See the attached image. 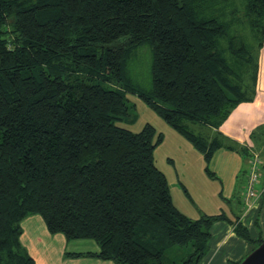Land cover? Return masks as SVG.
I'll use <instances>...</instances> for the list:
<instances>
[{
  "label": "trees",
  "instance_id": "obj_1",
  "mask_svg": "<svg viewBox=\"0 0 264 264\" xmlns=\"http://www.w3.org/2000/svg\"><path fill=\"white\" fill-rule=\"evenodd\" d=\"M239 28L263 46L264 0H0V264H35L21 243L33 215L51 234L100 248L67 256L115 264H199L221 220L263 243L238 217L179 211L155 163L154 128L117 125L130 115L126 93L138 94L210 163L225 146L221 125L250 100L254 56ZM145 45L148 93L127 79ZM184 120L216 133L189 134Z\"/></svg>",
  "mask_w": 264,
  "mask_h": 264
},
{
  "label": "rangeland",
  "instance_id": "obj_2",
  "mask_svg": "<svg viewBox=\"0 0 264 264\" xmlns=\"http://www.w3.org/2000/svg\"><path fill=\"white\" fill-rule=\"evenodd\" d=\"M238 7V15L242 19L240 13L243 7L241 5ZM240 31L244 36H248L246 41L253 50L254 56L251 71H247L243 77L246 82L244 92L250 99L246 101L248 102L255 99L260 89L261 92L264 91V41L260 49L255 48L257 45L255 34L248 35L249 30L247 29ZM151 63L152 51L148 45L135 49L127 62V79L133 87L144 93L151 90ZM253 76H255L254 80ZM126 99L131 108L130 115L117 121V125L134 133L141 132L147 125L154 128L153 139L158 142L154 151L155 163L157 168L166 176L173 202L179 211L192 220L219 214H224L227 218L241 215L238 208L237 190L239 185L242 187L245 185V188L247 185V155L239 151L241 162L234 165L232 159L227 161V155L234 156L235 153L228 149H222L224 151L215 153V159L208 163L194 142L171 126L155 107L135 93L127 92ZM182 125L189 134L196 136L202 135L206 138H212L215 134L212 128L205 125L185 120ZM160 137L162 139L159 141ZM226 152L229 153L224 154ZM224 167H226L225 171L223 170ZM227 169L238 171L239 182L233 197L229 194L231 189L229 188L230 182L226 179V176H229ZM183 251L186 252L185 249H182L172 254L176 258H180V255L184 254Z\"/></svg>",
  "mask_w": 264,
  "mask_h": 264
},
{
  "label": "crops",
  "instance_id": "obj_3",
  "mask_svg": "<svg viewBox=\"0 0 264 264\" xmlns=\"http://www.w3.org/2000/svg\"><path fill=\"white\" fill-rule=\"evenodd\" d=\"M259 90V89H258ZM263 126V127H262ZM214 133H216V130ZM219 131L225 142L223 149L231 150L234 156L226 152L227 161L233 160L234 165L241 162L240 152L242 148L254 155L263 158L264 154V91H258L255 99L238 105L230 114ZM261 140V142H260ZM260 143H257V142ZM261 144V147L259 146ZM238 148V149H235ZM224 151V150H218ZM216 152V153H217ZM260 153V154H259ZM246 156V183L251 158ZM215 159V157L213 158ZM212 159V160H213ZM232 164V163H230ZM224 171L226 167H224ZM226 179L230 182L229 194L233 197L238 186V171L228 170ZM237 198L241 215L237 216L249 230L253 241L264 239V172L261 171L260 181L256 186L257 195L246 199L245 185L238 186ZM232 216L230 219L236 220ZM23 234L21 243L34 258L35 264H115L111 260H103L97 257H71L67 253H99L100 248L93 240L67 241L63 234H51L39 215L29 216L22 222ZM211 238L209 249L199 264H233L242 261L249 255L256 244L251 243L235 232L233 225L221 220L213 223L210 229Z\"/></svg>",
  "mask_w": 264,
  "mask_h": 264
},
{
  "label": "built area",
  "instance_id": "obj_4",
  "mask_svg": "<svg viewBox=\"0 0 264 264\" xmlns=\"http://www.w3.org/2000/svg\"><path fill=\"white\" fill-rule=\"evenodd\" d=\"M262 171L261 158L258 155H254L251 159L250 169L248 172V182L245 188L246 199L253 198L257 195L256 186L260 181Z\"/></svg>",
  "mask_w": 264,
  "mask_h": 264
},
{
  "label": "water",
  "instance_id": "obj_5",
  "mask_svg": "<svg viewBox=\"0 0 264 264\" xmlns=\"http://www.w3.org/2000/svg\"><path fill=\"white\" fill-rule=\"evenodd\" d=\"M240 264H264V242L247 255Z\"/></svg>",
  "mask_w": 264,
  "mask_h": 264
}]
</instances>
